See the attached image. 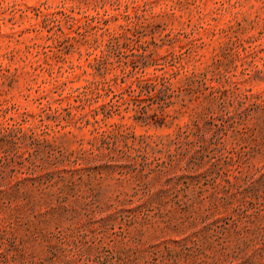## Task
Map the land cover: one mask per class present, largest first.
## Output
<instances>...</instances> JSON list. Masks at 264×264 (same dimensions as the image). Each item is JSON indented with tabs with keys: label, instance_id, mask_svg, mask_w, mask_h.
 <instances>
[{
	"label": "rangeland",
	"instance_id": "obj_1",
	"mask_svg": "<svg viewBox=\"0 0 264 264\" xmlns=\"http://www.w3.org/2000/svg\"><path fill=\"white\" fill-rule=\"evenodd\" d=\"M0 264H264V0H0Z\"/></svg>",
	"mask_w": 264,
	"mask_h": 264
}]
</instances>
